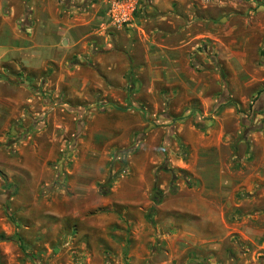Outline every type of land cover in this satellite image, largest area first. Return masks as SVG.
<instances>
[{"label": "rangeland", "instance_id": "374dc122", "mask_svg": "<svg viewBox=\"0 0 264 264\" xmlns=\"http://www.w3.org/2000/svg\"><path fill=\"white\" fill-rule=\"evenodd\" d=\"M136 2L100 52L0 68L33 100L0 127V264H264V0Z\"/></svg>", "mask_w": 264, "mask_h": 264}, {"label": "crops", "instance_id": "0c3cea01", "mask_svg": "<svg viewBox=\"0 0 264 264\" xmlns=\"http://www.w3.org/2000/svg\"><path fill=\"white\" fill-rule=\"evenodd\" d=\"M153 1L151 0L152 3ZM82 2L83 4L79 5ZM108 5V0H82L81 2L77 0H72V2L68 0L65 2L64 0H31L27 11L21 10L18 16L15 15L12 8L9 14L1 15V71L7 69L5 65L8 62H16L18 70L26 73L25 76L27 74L33 76L31 80H35L34 75L36 74L39 75L47 71L55 72L54 66L61 63L69 53H74L80 42H85L82 46L85 49V55L95 52L94 48L99 51L100 48L96 47L98 42L93 43L89 40L103 33V23L107 20ZM80 36H82V41H77ZM99 63H101V58H99ZM6 89L13 92L16 87H11L7 85L6 81L0 80V104L5 103L9 107L5 113L0 108V127L3 131L10 130V124L17 116L21 119L26 118L30 113L26 107L33 101L31 98L25 97V92L24 96L20 98L14 97L12 93L4 95L2 90ZM20 106H24V108L16 109ZM215 119L217 122L222 120L220 117H215ZM20 131L23 132V128H20ZM14 132L10 131V134ZM30 133L32 132L25 131L23 136L30 135ZM4 138L2 137V141ZM219 146V143L215 144V147ZM9 150L10 148H8ZM244 173L249 174L247 171Z\"/></svg>", "mask_w": 264, "mask_h": 264}, {"label": "built area", "instance_id": "2783aa9c", "mask_svg": "<svg viewBox=\"0 0 264 264\" xmlns=\"http://www.w3.org/2000/svg\"><path fill=\"white\" fill-rule=\"evenodd\" d=\"M109 16L115 25H121L132 18L136 7V0H108Z\"/></svg>", "mask_w": 264, "mask_h": 264}, {"label": "trees", "instance_id": "16d2710c", "mask_svg": "<svg viewBox=\"0 0 264 264\" xmlns=\"http://www.w3.org/2000/svg\"><path fill=\"white\" fill-rule=\"evenodd\" d=\"M0 80H2V78H0ZM151 201L155 204V205H159L161 202H162V195L160 193V191L154 187L153 190H152V194H151ZM154 211L155 209H151V213H150V217L148 218L149 221H151L152 223V217L154 215Z\"/></svg>", "mask_w": 264, "mask_h": 264}]
</instances>
